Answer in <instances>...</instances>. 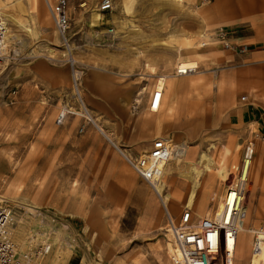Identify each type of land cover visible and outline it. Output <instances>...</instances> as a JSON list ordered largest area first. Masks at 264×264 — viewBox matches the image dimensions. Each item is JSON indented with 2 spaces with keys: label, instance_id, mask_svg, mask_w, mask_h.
<instances>
[{
  "label": "rangeland",
  "instance_id": "1",
  "mask_svg": "<svg viewBox=\"0 0 264 264\" xmlns=\"http://www.w3.org/2000/svg\"><path fill=\"white\" fill-rule=\"evenodd\" d=\"M33 2L40 5V0ZM43 2L47 11L43 8L42 17L47 24L42 23L31 0H0L3 15L11 13L29 28V31L22 29L5 17L7 37L0 66V198L14 206V240L24 249L33 232L48 233L53 242L49 262L72 253L73 261L83 259L85 264H168L166 219L160 198L112 151L88 118L89 112L100 125L98 112L87 100L85 78L92 70L123 75L124 82L139 87L129 104V113L137 116L141 106L134 112L133 99L143 101L145 91L155 86L158 77L187 78L186 85L193 93L195 89L190 87L195 86L198 75H219L225 68L207 71L200 68L192 76L172 77L179 65L193 66L183 63V52L195 51L194 42L186 34H180L179 16L165 15L163 8L152 9L145 1L140 4L143 13L128 16L132 20L125 21L123 29L117 32L118 46L105 48L100 41L90 40L88 32L77 31L78 23L69 19L70 57ZM91 11L95 25L102 15L96 8ZM50 49L53 51L49 52ZM35 59L67 67V83L52 90L35 80L21 81L23 71ZM72 61L80 72L78 87L84 107L73 88ZM142 87L145 90L139 95ZM65 107L71 113L58 124L56 118L61 110L66 111ZM186 141L194 152L185 144L179 145L165 162L160 180V191L170 193L166 203L174 217L184 208L199 215L219 208L224 190L235 180L247 149L252 157L249 180L252 182V174L261 169L264 188V137L257 129L233 126L221 116L219 123L201 129ZM100 161H103L101 168L96 165ZM232 163L235 166L229 170ZM175 177L181 186L179 191L170 189ZM256 186V183L247 186L243 209L247 208L251 217L245 226L264 230V190L259 193L262 204L257 205L256 201L250 208V193ZM188 201L190 207L186 206ZM28 207L42 214L33 216ZM51 216H56L60 223L52 222ZM72 233L79 235L74 249L66 244ZM249 236L242 233L244 256L240 260L237 254L236 264H247L246 254L253 238L252 234Z\"/></svg>",
  "mask_w": 264,
  "mask_h": 264
},
{
  "label": "crops",
  "instance_id": "2",
  "mask_svg": "<svg viewBox=\"0 0 264 264\" xmlns=\"http://www.w3.org/2000/svg\"><path fill=\"white\" fill-rule=\"evenodd\" d=\"M100 1L67 0L66 13L70 20H74V24L78 23L75 28L77 31L88 32L89 39L100 41L101 46L109 48L120 44L117 32L123 29L125 21L132 20L128 16L143 13L140 4L145 1L149 4L147 7L152 6V9L163 8L165 15L179 16L180 34H186L195 46V51L183 52V63H193L191 65H196L198 72L200 68L202 71L225 68L219 75H198L195 86L190 87L195 89L193 93L186 85L187 78L167 79L169 76L165 75L158 111H148L149 94L154 88L152 86L151 90L145 91L141 111L137 116H131L129 104L139 87L124 82L123 75L90 71L85 78L87 100L93 110L98 112L100 126L126 154L139 156L150 151L152 146L168 142L167 140L179 143L174 145L175 150L181 144L187 145L186 140L194 138L201 129L219 123L221 116L233 126L255 128L264 137V0H112V9L106 12L98 10ZM55 2L56 0H51L50 3ZM31 5L42 23L47 24L42 17L43 8L46 10L43 0H40L39 6H35L31 0ZM93 8L102 15V19L95 25L91 17ZM218 27L230 30V41L237 46L247 45L249 51L238 55L223 49L214 41L213 34ZM109 29L113 31L110 33ZM69 32L70 27L68 36ZM182 35L181 38H184ZM203 40L208 45L200 48L199 42ZM23 75L20 77L21 81L35 80L52 90L62 87L69 78L67 67L54 66L44 59L32 61ZM242 96H246V101H241ZM158 138L165 141L155 142ZM104 139L112 151L124 159L105 137ZM257 149L262 150V146ZM101 160L104 161L102 158ZM103 161L96 165L101 168ZM108 161L109 158L106 159V166ZM234 166L232 163L228 169L232 170ZM252 177L249 185L256 183L257 186L250 193L251 210L256 201L257 205L262 204L259 193L264 190L262 170L254 172ZM177 183V178H173L170 189L179 191L181 186ZM71 257L72 253L64 263H79L80 260L73 261ZM81 261L84 262L83 259Z\"/></svg>",
  "mask_w": 264,
  "mask_h": 264
},
{
  "label": "built area",
  "instance_id": "3",
  "mask_svg": "<svg viewBox=\"0 0 264 264\" xmlns=\"http://www.w3.org/2000/svg\"><path fill=\"white\" fill-rule=\"evenodd\" d=\"M47 8L52 16L54 27L60 36L65 48H70V39L67 34L70 20L66 13L67 0H56L51 4L45 0ZM112 0H101L98 6L100 12L110 11ZM113 30L109 29L111 33ZM215 42L223 49L235 52L238 55L246 54L249 51L247 45L237 46L230 41V30L225 27H218L213 34ZM7 37V22L5 16L0 12V66L4 60L5 41ZM208 42H199V47L203 48ZM72 66V83L75 95L79 98L84 107L78 83L80 72ZM196 65L182 68L178 66L173 72V76H189L196 74ZM158 77L152 92L148 98V110L157 112L161 103L164 88V78ZM162 78V83L160 80ZM246 96L241 97V101H246ZM142 100L135 97L131 104V109L136 112L141 106ZM66 111L59 112L56 121L63 123L66 116L71 113L67 107ZM86 118V117H85ZM174 152V145L171 142H163L139 156L132 157L121 152L120 154L130 165L134 172L150 187L159 182L163 177L165 162L170 159ZM252 164L251 153L245 152L241 159L240 168L237 171L235 180L228 185L222 198L220 206L213 212L196 214L189 208H184L180 215L175 218L166 209L164 234L168 245V254L171 264H235L237 254L242 242L243 216L242 211L247 199V177L244 169L250 171ZM242 169V173H241ZM241 173V174H240ZM29 213L33 216H40L42 212L36 208L28 207ZM52 222L60 223L56 216L49 217ZM15 224L14 206L7 200L0 198V264H62L49 262L47 259L53 252V242L50 235L37 231L30 235L27 246L21 249L14 240L12 227ZM262 229L252 233L250 244L251 253L259 254L264 243V233ZM79 235L72 233L66 240L68 248L74 249L78 246ZM68 264V263H63ZM78 264H85L79 261Z\"/></svg>",
  "mask_w": 264,
  "mask_h": 264
},
{
  "label": "bare ground",
  "instance_id": "4",
  "mask_svg": "<svg viewBox=\"0 0 264 264\" xmlns=\"http://www.w3.org/2000/svg\"><path fill=\"white\" fill-rule=\"evenodd\" d=\"M50 2H51V0H49ZM7 3L6 2H4V5H6ZM3 5V6H4ZM47 6V5H46ZM4 15H5V17L9 20V21H11L12 23H14V24H16L18 27H20V28H22V29H25V30H27V31H29V28H27L26 26H25V24H23L17 17H15L13 14H9V13H4ZM51 15V14H50ZM52 17V16H51ZM53 50L52 49H50V51L49 52H52ZM66 54H68L70 57L72 56L71 54V49L70 48H66ZM190 67V66H189ZM161 80H162V78H161ZM145 90V87H142V89H141V91L139 92V95L143 92ZM137 98V100H139L140 101V99L138 98V97H136ZM64 109V108H63ZM66 109V108H65ZM86 110V109H85ZM87 111V110H86ZM86 113V112H85ZM89 113V112H88ZM87 113V115H88V118L93 122V124H94V126L101 132V134H103L104 135V137L107 139V140H109L111 143H113L114 145H115V147L119 150V152L121 153V152H124L125 153V150H123V149H121V148H119L118 146H117V144L115 143V142H113V139L111 138V136H109V134H107L102 128H101V126L97 123V122H95V120L94 119H92V117L90 116V114H88ZM244 156V155H243ZM243 158V157H242ZM240 168V167H239ZM239 168H238V170H239ZM244 172H245V175H246V177H247V180H249V174H250V171L248 172V170L246 171L245 169H244ZM241 173H242V169H241ZM240 173V174H241ZM196 179H198L197 178V176H196ZM234 179V178H233ZM233 179L231 180V182H233ZM230 182V183H231ZM249 182V181H248ZM249 185V183L247 184V186ZM153 189L155 190V192H156V194L158 195V197L160 198V201H161V203H162V206L164 207V211H165V209L170 213V214H172L170 211H169V209H168V207H167V203H166V199H169L170 200V193L169 192H166V194H163L161 191H160V181L159 182H157V183H155L154 184V187H153ZM247 195H248V187H247ZM186 206L187 207H190L191 206V202L190 201H188V203L186 204ZM189 209H191V208H189ZM191 210H193V209H191ZM242 216H243V226L241 227V231H242V233H243V236L244 237H250L249 235H251L254 231H257V230H259V229H262V231L261 232H263L264 233V230H263V228H255V230H252V229H250V228H247L245 225H247V223L249 222V219H250V217H251V214H250V211L247 209V208H245V209H243V211H242ZM241 245H242V242H241ZM243 252V248L240 246V248H239V253H238V256H239V259L240 260H242L243 259V256H244V254L242 253ZM70 255V254H69ZM52 257V256H51ZM57 258V257H56ZM69 258V256H68V253L67 254H65V256L63 257V258H59V260L57 261V263H59L60 262V260H62L63 262L64 261H66L67 259ZM246 259H247V264H264V243H263V246H262V250H261V252L259 253V254H256V255H253L252 253H251V249L249 248V251H248V253L246 254ZM171 264V262H170V258L168 257V264ZM236 264V263H235Z\"/></svg>",
  "mask_w": 264,
  "mask_h": 264
}]
</instances>
